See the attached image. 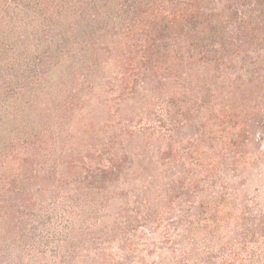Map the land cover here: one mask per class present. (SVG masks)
Instances as JSON below:
<instances>
[{
  "label": "trees",
  "instance_id": "obj_1",
  "mask_svg": "<svg viewBox=\"0 0 264 264\" xmlns=\"http://www.w3.org/2000/svg\"><path fill=\"white\" fill-rule=\"evenodd\" d=\"M0 264H264V0H0Z\"/></svg>",
  "mask_w": 264,
  "mask_h": 264
}]
</instances>
